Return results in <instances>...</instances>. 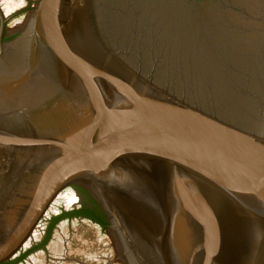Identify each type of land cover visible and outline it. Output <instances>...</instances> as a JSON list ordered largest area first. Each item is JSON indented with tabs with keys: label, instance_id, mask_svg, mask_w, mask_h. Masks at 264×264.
<instances>
[{
	"label": "water",
	"instance_id": "95a60500",
	"mask_svg": "<svg viewBox=\"0 0 264 264\" xmlns=\"http://www.w3.org/2000/svg\"><path fill=\"white\" fill-rule=\"evenodd\" d=\"M22 23L0 34V264L69 187L124 264H264V0H36Z\"/></svg>",
	"mask_w": 264,
	"mask_h": 264
},
{
	"label": "rangeland",
	"instance_id": "374dc122",
	"mask_svg": "<svg viewBox=\"0 0 264 264\" xmlns=\"http://www.w3.org/2000/svg\"><path fill=\"white\" fill-rule=\"evenodd\" d=\"M35 1L36 0H0V34L2 32L4 36L9 35L7 38L19 35L20 33H17V31L22 26V22H24L26 16H28L29 12L32 10ZM6 4L13 8V12L8 15L6 14ZM67 192H70L69 196L71 198H75V191L73 192L72 190V192ZM67 192L63 193L65 194ZM61 206L68 207L64 204H61ZM69 208H72V206ZM56 219L57 216L53 217L50 222L52 223V221H55ZM59 222L60 220L56 222L50 236L48 230V238L46 237L45 239H48L47 242L45 243L44 240L41 247L34 251L36 253L30 255L31 257L29 260L37 255L40 256L42 260L44 258V264H54V262L58 260L55 255H52L49 249H45V255L40 254L41 251L39 250L46 248L47 244H49L55 231L59 228L57 227ZM63 229L62 232H65V237L63 236V239L66 240L69 247L68 255L62 259L63 264H124L116 247L114 237L109 231L102 230L99 226L87 220L66 222V226ZM61 241L60 251L57 253L58 257L61 255L60 253L62 252L64 247L63 244L65 243L63 240ZM25 258L28 260V257Z\"/></svg>",
	"mask_w": 264,
	"mask_h": 264
},
{
	"label": "flooded vegetation",
	"instance_id": "af4514ba",
	"mask_svg": "<svg viewBox=\"0 0 264 264\" xmlns=\"http://www.w3.org/2000/svg\"><path fill=\"white\" fill-rule=\"evenodd\" d=\"M6 36V35H5ZM75 191L76 195H75V199L77 200L76 205L74 204V206H72V208L69 207H63L61 205L56 206V210H50V215L48 216V221L46 222V224L40 229L38 230V233L35 235V237L32 238L31 241L28 242L27 244V248H25L19 256H17L15 259H13L12 261L8 262L7 264H44V258L43 260L41 259L40 256H35L33 258L30 259V255H32V253H36L34 252L37 248L41 247V244L44 242V240L47 237V233L49 230V226H50V220H52L53 217L57 216L59 217L60 215H62L65 212H70V213H76V212H86L88 213V215H76L73 217H68V218H64L63 220H61L59 222V224L57 225L58 230L55 231V234L53 236V238L50 240L49 244H47L46 248H42L41 253L45 255L46 251L45 249H49L52 253V255H55L57 257V261L54 262V264H63L62 259L63 257L68 255L69 252V247L67 245V242L65 239H63V241L65 242L63 244V250L60 253L61 255H59V257L57 256V252L56 250H54L55 248H52L53 245L56 243L59 234H61L62 229L65 228L66 226V222H72V221H81V220H87L97 226H99L102 230H107L109 231V222L108 219L106 218V216L104 215V213L102 212V210L100 209V207L95 203V201L91 198V196L85 192L84 190L78 188V187H69L67 189H65L63 192H67V191H71L72 192ZM62 192V194H64ZM70 193V192H68ZM78 195V196H77ZM101 213H103V217L105 221H107L108 225L106 228H104L99 222H97L93 217H97L98 215L100 216ZM97 215V216H96ZM64 236V234L62 235V237ZM65 237V236H64ZM66 244V246H65ZM66 247V249H65ZM28 257V260L27 258Z\"/></svg>",
	"mask_w": 264,
	"mask_h": 264
},
{
	"label": "bare ground",
	"instance_id": "6f19581e",
	"mask_svg": "<svg viewBox=\"0 0 264 264\" xmlns=\"http://www.w3.org/2000/svg\"><path fill=\"white\" fill-rule=\"evenodd\" d=\"M9 1H12V0H9ZM6 6H7L6 14L8 15V14H10V13L13 12V8L11 6H8V4H6ZM16 7H18V6H16ZM76 203H77V200L75 198H71L69 196V193L68 192L65 193V194H59L58 197L54 200V203L52 204V207L50 208V210H54L55 211L56 210V206L61 205V204H64V205L70 207V206H73ZM50 210H49L48 216L50 215ZM37 233H38V231H35L33 237H35V235ZM62 233L64 234L65 232H61V234H59L58 239H57V243L55 245H53V247H52V248H55L54 250H56L57 252L60 251V244L62 243L61 240H63V237H62L63 234ZM32 238H31V240H32ZM31 240H29V241H31ZM27 244H28V242H27ZM27 244H26V247L25 248H27L29 246V245L27 246Z\"/></svg>",
	"mask_w": 264,
	"mask_h": 264
},
{
	"label": "trees",
	"instance_id": "16d2710c",
	"mask_svg": "<svg viewBox=\"0 0 264 264\" xmlns=\"http://www.w3.org/2000/svg\"><path fill=\"white\" fill-rule=\"evenodd\" d=\"M81 214H84V215H88V213L86 212H74V213H70V212H65L63 213L62 215H60L59 217H57V219L55 221H52V223L50 224L49 226V236L51 234V231L53 230V228L55 227L56 225V222L58 220H63L64 218H68V217H73V216H76V215H81ZM97 216V215H96ZM103 217V213H101V215L99 216L98 215V218L97 217H93L97 222H99L104 228L107 227L108 223L107 221L104 220ZM48 238V237H47ZM48 240V239H47ZM47 240H45V243L47 242ZM7 264V263H6Z\"/></svg>",
	"mask_w": 264,
	"mask_h": 264
},
{
	"label": "built area",
	"instance_id": "2783aa9c",
	"mask_svg": "<svg viewBox=\"0 0 264 264\" xmlns=\"http://www.w3.org/2000/svg\"><path fill=\"white\" fill-rule=\"evenodd\" d=\"M48 219H49L48 217L44 218V220L40 223L36 231L40 230L46 224Z\"/></svg>",
	"mask_w": 264,
	"mask_h": 264
}]
</instances>
